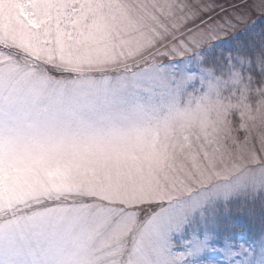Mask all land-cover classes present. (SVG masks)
Here are the masks:
<instances>
[{
    "label": "snow or ice",
    "instance_id": "1",
    "mask_svg": "<svg viewBox=\"0 0 264 264\" xmlns=\"http://www.w3.org/2000/svg\"><path fill=\"white\" fill-rule=\"evenodd\" d=\"M0 264H264V0H0Z\"/></svg>",
    "mask_w": 264,
    "mask_h": 264
},
{
    "label": "rangeland",
    "instance_id": "2",
    "mask_svg": "<svg viewBox=\"0 0 264 264\" xmlns=\"http://www.w3.org/2000/svg\"><path fill=\"white\" fill-rule=\"evenodd\" d=\"M114 15H116L115 6L102 3H95L90 6V20L98 22L104 31H107L109 28Z\"/></svg>",
    "mask_w": 264,
    "mask_h": 264
}]
</instances>
